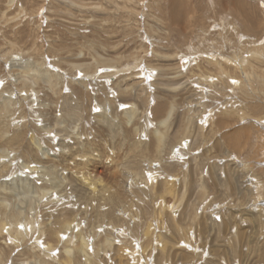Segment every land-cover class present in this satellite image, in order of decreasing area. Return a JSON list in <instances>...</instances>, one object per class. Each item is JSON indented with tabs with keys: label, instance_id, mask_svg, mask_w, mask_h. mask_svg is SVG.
Listing matches in <instances>:
<instances>
[{
	"label": "rangeland",
	"instance_id": "1",
	"mask_svg": "<svg viewBox=\"0 0 264 264\" xmlns=\"http://www.w3.org/2000/svg\"><path fill=\"white\" fill-rule=\"evenodd\" d=\"M0 106V264H264V0H0Z\"/></svg>",
	"mask_w": 264,
	"mask_h": 264
},
{
	"label": "bare ground",
	"instance_id": "2",
	"mask_svg": "<svg viewBox=\"0 0 264 264\" xmlns=\"http://www.w3.org/2000/svg\"><path fill=\"white\" fill-rule=\"evenodd\" d=\"M260 2V1H259ZM212 60V59H211ZM214 64V63H213ZM217 65H218V63H216ZM215 65V64H214ZM216 66V65H215ZM222 67V66H221ZM27 70V69H26ZM32 70H33V72H35L36 73V70L34 69V68H32ZM149 70V69H148ZM223 71H224V69H222ZM223 73V72H222ZM111 75V74H110ZM226 75V74H225ZM92 76V75H91ZM27 77V76H26ZM111 77V76H110ZM207 78V77H206ZM25 80V79H24ZM28 80V79H27ZM25 84H27V83H25ZM27 94V93H26ZM74 100V99H73ZM61 104V103H60ZM67 106H69V105H67ZM1 107V106H0ZM5 107H6V105H5ZM2 108H3V106H2ZM68 108V107H67ZM1 109V108H0ZM131 109V108H130ZM129 110V109H128ZM5 111V110H4ZM2 112V111H1ZM6 113H7V111H5ZM133 112V111H132ZM127 113V112H126ZM171 113V109H170V111L168 112V115ZM130 115V114H129ZM19 117V116H18ZM14 119V118H13ZM46 121V120H45ZM166 121H167V119H163L162 121H160L159 122V124L157 125V127L154 129V137L156 138V140H157V142H159V143H161L163 140H164V132H163V126L165 127L166 125H165V123H166ZM3 123V122H2ZM7 123V122H6ZM167 127V126H166ZM57 129H59V128H57ZM47 130V129H46ZM4 132H6L5 130H4ZM4 132H3V134H4ZM168 133V132H167ZM40 135V134H39ZM167 135V134H166ZM4 137H6V136H4ZM31 137V139H30V141L31 142H33V144H35V145H37L38 147H40L41 145V141H39V142H35V138H34V136H30ZM46 137V136H45ZM4 140H9V142H12L13 141V145H14V143H16V144H19V140H18V134H11L10 136H8L7 138H3ZM44 139V138H43ZM38 140H39V138H38ZM46 140V139H45ZM50 140V139H49ZM1 142V141H0ZM8 143V142H7ZM26 144V143H25ZM44 144V143H43ZM45 145H46V143H45ZM48 145V144H47ZM27 146V145H26ZM22 148H24V147H22ZM27 148V147H26ZM25 148V149H26ZM173 149V148H172ZM26 151H28V150H26ZM34 151V150H33ZM1 152V151H0ZM7 154H8V152L7 151H5ZM5 153V154H6ZM26 153H29V152H26ZM33 153V152H32ZM4 154V157H6L7 155H5ZM0 156H3V154H1ZM13 156V155H12ZM3 157V158H4ZM1 158V157H0ZM2 158V159H3ZM21 158V157H20ZM61 158V157H60ZM80 158H81V156H80ZM47 159V158H46ZM41 160H43V159H41ZM24 161V160H23ZM38 161V160H37ZM0 162H2V161H0ZM41 162V161H40ZM71 162V161H70ZM4 163V162H3ZM2 163V164H3ZM30 162H28L26 165L25 164H23L22 165V168H21V173L23 174V173H25L24 172V170L23 169H26V168H28V164H29ZM44 163H45V161H44ZM34 164V163H33ZM33 164H32V166L29 164V169H31V168H33L34 169V167H33ZM43 164V163H42ZM59 164V163H58ZM35 165H37V164H34V166ZM50 169V168H49ZM8 170H9V168H8ZM42 170H44V169H42ZM27 171V170H26ZM24 175V174H23ZM44 177V176H43ZM74 177V176H73ZM98 177V176H97ZM85 177H82L81 179L83 180V181H81V179H80V181L83 183L82 184V186H85V187H88V189L90 190V192H92V193H98V195H100V194H102V192L104 191L105 192V189L103 190V187H100V186H98V185H94V184H90L88 181H87V179H84ZM100 178V177H99ZM6 183V182H5ZM98 184V183H97ZM58 186V185H57ZM257 186V185H256ZM2 187V186H1ZM99 187V188H98ZM4 188V187H3ZM87 189V188H86ZM87 189V190H88ZM0 190H2V189H0ZM46 190H47V188H42V190L40 189V191H37V194L39 195V196H44L45 194H47L46 193ZM64 190V189H63ZM175 190V189H174ZM174 190H172V187L169 185L168 186V188L166 189V194H169V193H172ZM256 190H257V188H256ZM117 191V190H116ZM1 193V192H0ZM174 193V192H173ZM104 194V193H103ZM97 195V196H98ZM115 195V194H114ZM170 195V194H169ZM101 197V196H100ZM106 197V196H105ZM175 197H176V195H175ZM174 197V198H175ZM256 200V199H255ZM112 201V200H111ZM175 201V200H174ZM164 201L162 200V205H163V207L162 208H164V207H167L166 205V203H163ZM176 202V201H175ZM100 203H101V201H100ZM0 204H2L3 205V207H5V199H0ZM249 204V203H248ZM176 205H177V203H176ZM9 206V205H8ZM2 207V208H3ZM178 207V206H177ZM101 208V207H100ZM99 208V209H100ZM167 208H169V207H167ZM175 208H176V206H175ZM170 209H172V208H170ZM174 209V208H173ZM107 210V209H106ZM171 211H173V210H171ZM175 211V210H174ZM264 211V210H263ZM5 213H6V211H4L3 212V215L4 216H6L5 215ZM263 213V212H262ZM38 214V213H37ZM264 215V214H263ZM258 217V216H257ZM0 220H1V218H0ZM3 221V220H2ZM6 224L7 223H5L4 221L3 222H0V231L2 232L3 231V228L6 226ZM23 224H26L25 226H23L24 228L23 229H19V231H17L16 232V234H18V235H16V237L17 238H14V239H12V240H16V239H18V237H21L22 235H26V233H30L31 232V229H32V224H30V222H29V220H26V222L24 221L23 222ZM1 225H2V227H1ZM59 225L60 224H58L57 226H50V229L51 230H53L52 232H53V234L52 235H54V237H55V239H51V240H54L55 242L54 243H58V244H60V249L62 250V255L63 256H61V257H59L58 258V260H56L55 262L57 263V264H114V263H112V262H110L109 260H102V257L103 256H106L107 255V251L109 250H112V251H114V249H116V247H114V244L116 243L115 242V240L116 239H112V238H110V237H108V236H106V238L105 239H102L101 240V242H99L98 244V246H97V250H93V248H92V251L94 252L93 253V255L91 254L92 252H91V249H89L90 248V241L88 240V239H86V237H85V235H83V233L81 232V229L80 228H77L76 226L74 227V225L73 224H70L69 222H67V223H65V224H63L62 226H60L59 227ZM14 226L15 225H13V224H10V223H8V226L7 227H5L6 228V231H9V232H12V231H14ZM34 226V225H33ZM29 228V229H28ZM34 228H35V226H34ZM43 228V227H42ZM16 229H17V227H16ZM39 229H40V227H39ZM38 230V229H37ZM42 230V229H41ZM41 230H38V232L41 234ZM44 230V229H43ZM64 230H65V232L66 231H69L68 233V236H65V232H64ZM152 230V229H151ZM150 230V231H151ZM149 228H146L145 230H143V236H144V238H146L147 236H149ZM4 232V231H3ZM34 232V231H33ZM38 232H37V234H38ZM44 232V231H43ZM50 233V232H49ZM39 234V235H40ZM44 234V233H43ZM75 236V238H70V237H72V236ZM182 235V234H181ZM190 236V235H189ZM37 237V236H36ZM42 237V236H41ZM41 237L39 236V238L41 239ZM51 237V236H50ZM61 237H64V239H61ZM38 237H37V239H39ZM148 238V237H147ZM49 240V239H48ZM150 240V239H149ZM161 240H164V238H162ZM168 241V240H167ZM38 242H41L43 245H42V249L43 250H45L46 251V253L48 252V253H51L52 254V252H53V250H54V248L55 247H53V245H52V243L51 242H47L46 244H45V242H43V241H38ZM141 244H140V246L139 245H136V247H137V252H138V256H137V259H135V256H134V254L132 255V258H130V261L129 262H126V263H124V264H146V262L147 261H145L144 260V256H143V252H146V245L144 244V243H146L145 242V239H142L141 240ZM157 243H158V246H159V248L160 249H163V247H166V245H168L169 243L171 244V242H169L168 241V243H166V242H159V240L157 241ZM184 244H186L187 246H188V248H189V246H191L190 244H189V241L188 240H184ZM117 245H119V241L117 240ZM38 246H39V244H38ZM55 246V245H54ZM134 246V245H133ZM177 246H178V244H177ZM172 247V246H171ZM174 247V246H173ZM179 247V246H178ZM191 247H194V246H191ZM190 247V248H191ZM140 249H141V251H140ZM182 249V248H181ZM99 250H100V253H99ZM193 250H194V248H193ZM158 253H159V251L158 250H156ZM156 252V253H157ZM161 252V251H160ZM60 253V252H59ZM47 255H50V254H47ZM54 255V254H53ZM52 256V255H51ZM123 257V255H119V256H117L116 257V260H115V264H121L120 263V261H121V259L120 258H122ZM140 259H142L143 260V262H141V260ZM151 261V260H150Z\"/></svg>",
	"mask_w": 264,
	"mask_h": 264
}]
</instances>
